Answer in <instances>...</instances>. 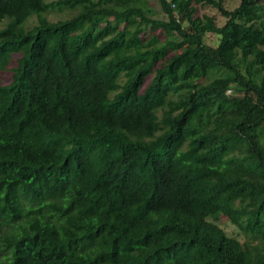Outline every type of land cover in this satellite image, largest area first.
<instances>
[{
  "label": "trees",
  "instance_id": "trees-1",
  "mask_svg": "<svg viewBox=\"0 0 264 264\" xmlns=\"http://www.w3.org/2000/svg\"><path fill=\"white\" fill-rule=\"evenodd\" d=\"M158 1L0 0V264H264V2Z\"/></svg>",
  "mask_w": 264,
  "mask_h": 264
},
{
  "label": "rangeland",
  "instance_id": "rangeland-1",
  "mask_svg": "<svg viewBox=\"0 0 264 264\" xmlns=\"http://www.w3.org/2000/svg\"><path fill=\"white\" fill-rule=\"evenodd\" d=\"M152 2L154 4V6L159 11V17L167 18L166 15L161 10V6L159 4V1L158 0H152ZM263 2H264V0H263ZM240 3H241V0H224V5L228 9H234ZM197 13H198L197 15H199L201 17L204 16V15L214 16L215 20L219 24L223 23V21H224V17L219 13L217 8H215L212 5L205 4L204 2L198 3ZM70 14L71 13L69 11L63 10V11H53V12H51L49 14V16L51 18H53L54 20H56V19H59V18L67 17ZM205 40H206V43L211 44L213 46H217L218 45V37L214 33H211V32L207 33L206 36H205ZM3 77H4L5 82H9L10 79H11V72L4 73ZM216 219L221 224V226L223 228H225L229 233H232V234H237L238 233V229L236 228V226L233 225L232 222L227 217L219 215V216L216 217Z\"/></svg>",
  "mask_w": 264,
  "mask_h": 264
}]
</instances>
